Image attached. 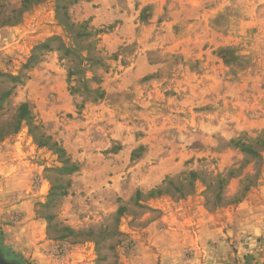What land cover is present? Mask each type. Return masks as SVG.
<instances>
[{
  "label": "rangeland",
  "instance_id": "374dc122",
  "mask_svg": "<svg viewBox=\"0 0 264 264\" xmlns=\"http://www.w3.org/2000/svg\"><path fill=\"white\" fill-rule=\"evenodd\" d=\"M2 145V256L264 264V0H0Z\"/></svg>",
  "mask_w": 264,
  "mask_h": 264
},
{
  "label": "crops",
  "instance_id": "0c3cea01",
  "mask_svg": "<svg viewBox=\"0 0 264 264\" xmlns=\"http://www.w3.org/2000/svg\"><path fill=\"white\" fill-rule=\"evenodd\" d=\"M186 69V68H185ZM178 74V73H177ZM163 77H159L156 79V83H161V81L163 80ZM173 81H175L176 85L181 88L183 91H189L190 87L192 85H196V84H192V82L190 81V79L187 78L184 69L181 72V76L176 75L173 78ZM15 145H12V148H14ZM20 149L24 152H27L29 150V146H24V145H20ZM2 149H5V145L0 146ZM7 160L4 159V162H7ZM4 166H0V168H2ZM1 170V169H0Z\"/></svg>",
  "mask_w": 264,
  "mask_h": 264
},
{
  "label": "trees",
  "instance_id": "16d2710c",
  "mask_svg": "<svg viewBox=\"0 0 264 264\" xmlns=\"http://www.w3.org/2000/svg\"><path fill=\"white\" fill-rule=\"evenodd\" d=\"M26 112L24 111V106H20L19 107V120L21 119H25L26 118ZM18 129V126H16L13 130V132H15ZM2 248L4 249V247H2V245L0 244V250H2ZM6 248H5V254L3 255V257L11 262H14L15 264H24L20 257H17L16 255H14V253H8L9 256L6 255ZM21 261V262H20ZM30 264V263H27Z\"/></svg>",
  "mask_w": 264,
  "mask_h": 264
},
{
  "label": "water",
  "instance_id": "95a60500",
  "mask_svg": "<svg viewBox=\"0 0 264 264\" xmlns=\"http://www.w3.org/2000/svg\"><path fill=\"white\" fill-rule=\"evenodd\" d=\"M0 264H15V263H12L11 261L5 259V258L0 254Z\"/></svg>",
  "mask_w": 264,
  "mask_h": 264
}]
</instances>
